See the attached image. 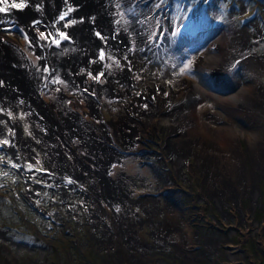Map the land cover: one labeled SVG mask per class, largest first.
<instances>
[{
    "label": "flooded vegetation",
    "instance_id": "flooded-vegetation-1",
    "mask_svg": "<svg viewBox=\"0 0 264 264\" xmlns=\"http://www.w3.org/2000/svg\"><path fill=\"white\" fill-rule=\"evenodd\" d=\"M87 1L92 10L98 9L93 4L102 6L103 18L97 15V28L86 25V48L77 47V39H81L76 34L77 26L83 19L72 4L60 10L53 26L40 16L27 21L29 28L12 18L0 22V39L12 42L22 60L11 66L13 71L7 78L15 80L18 69L25 75L19 83H13L22 86L18 91L13 87L3 91L0 83V206L11 212V216L0 219V252L2 247L9 251L5 226L15 224L12 214H20L21 207L30 214L21 216L20 221L31 226L32 219H39L42 226L24 236L28 241H39L44 252L51 248L43 264H51L54 242L58 252L53 264H182V259L190 264L188 258L194 264H203V244L210 240L234 246V251L232 246H227L229 252L222 251L229 260L239 256L252 264L250 259L257 258L263 264L264 247L259 242L263 235L251 234L253 227L264 223L259 221L264 215L262 163L257 162L254 168L250 162V179L240 181L246 185L252 181V188L238 190L241 185L234 167L211 187L198 166L202 136L196 138L200 146L189 136L195 128L204 126L206 112L201 108L213 109L218 102L199 92L203 76L193 63L200 51L186 58L184 47L189 41L185 40L190 32L184 28L185 0H151L146 14L137 21L122 0H117L115 9L110 2L107 10L105 0ZM194 2L195 11L205 3ZM92 19L89 17L88 23ZM9 20L23 27L28 36L23 40L20 34L15 35L17 45L16 40L4 38V31L13 34L17 29L15 24L3 26ZM139 24L145 27L138 28ZM138 30L148 43L150 59L162 61L151 80L141 78L126 62L138 46ZM28 40L33 47L26 43ZM175 50L181 52L176 59L178 68L171 72L169 61H173ZM29 52L38 56L37 61L29 60ZM58 56L65 60L75 56L77 62L68 60L71 63L60 66ZM186 60L189 68L184 67ZM190 67L197 74L195 78L190 75ZM255 94L264 99L261 87ZM262 154L264 158V151ZM194 156L197 168L191 164ZM129 162L136 164L129 166ZM140 167H149L150 173H142ZM156 175L167 186L177 185L178 191L186 187L197 206L214 210L204 229L195 227L192 231L200 249L194 250L199 247L196 245L185 250L188 237L183 215V240L176 244L166 237L158 240L163 236L157 233L158 228L162 230V215L152 216L142 209L144 198H152L159 207V191L152 180ZM247 198L250 203L246 201L241 209ZM188 206H192L190 201L181 207ZM248 224L252 226L247 229L250 237L237 247L236 231L240 226L250 227Z\"/></svg>",
    "mask_w": 264,
    "mask_h": 264
},
{
    "label": "rangeland",
    "instance_id": "rangeland-1",
    "mask_svg": "<svg viewBox=\"0 0 264 264\" xmlns=\"http://www.w3.org/2000/svg\"><path fill=\"white\" fill-rule=\"evenodd\" d=\"M194 1L197 0H185L187 6L185 16H187V19L184 23V28L190 32L185 40L187 41L188 39L189 41L184 47L186 48L185 54L187 59H191L194 51L199 50L201 57L203 56L204 60H207V64L202 62L197 64L205 68L199 69V71L201 70L199 73L203 76L200 84L202 86L203 84H207V88H210L212 94V97L210 96L208 99L217 101L218 103L215 104L216 106L213 107V109H211L210 106L206 111V107L201 108V112H206L204 115V126L201 128H195L192 133H189V136L192 140H196V138H200L204 134L209 137L212 134L211 130L217 128L215 133L216 138H212L217 142H220L219 145H221V141L224 142L223 144H234V148L239 150L237 151V155H244L246 171L249 169L251 162L249 158L245 156L249 147L246 138L248 132L256 133L259 141L264 145V99H259L255 94L259 87L264 90V0H204L205 3L198 11H195ZM192 2L194 3L191 5ZM14 24V20H9L3 26H5V28L6 26L12 27ZM16 26L17 29L14 30L13 34L8 33V31H4L3 33L6 35L4 38L16 40L15 43L17 45L18 39H15V35L20 34L21 37L19 39L23 40L27 39L28 36L23 27ZM240 39L241 41L239 42ZM238 42L240 43V46L236 48ZM26 43L30 44V47H33L29 40L26 41ZM234 49H239L240 54L242 55L235 61L232 60L233 56L231 53ZM30 52L28 53L29 60L37 61L38 56H34ZM179 52H181V50H175L172 58L173 61H169L171 72L178 68L176 59L179 57ZM253 53L262 56V58L253 56ZM243 57L248 58V62L243 63ZM232 62H237V64H231ZM221 63L224 69L222 80L226 79V81L219 83L210 77L209 75L211 74L209 73L213 71L215 72V69ZM184 64V67L189 68L187 60ZM190 70L191 77L195 78L194 75L196 73L194 74L191 67ZM214 75L215 74L213 73L212 76L215 77ZM220 92L223 93L221 96L215 95ZM216 96L218 99H214ZM238 98H240L238 102H240V105L242 104V106H240L239 103L236 104L235 102H232V99L238 100ZM251 100H253L254 105L248 109L246 103ZM227 131H229V133ZM198 146H200L199 143ZM196 150L199 149L196 147ZM200 153H202V151H200ZM230 160L231 159L227 160L228 164L230 163ZM134 164L136 163H128L129 166ZM191 164L193 168H197V159L195 156L192 159ZM232 166L235 169L234 162L232 163ZM138 170L142 173H150L149 167H140ZM158 174L161 173L158 172ZM152 180H154V185H156L159 191V207H164L166 203L170 201L181 206L182 203H188V201H190V205L192 204V206L182 209L183 219L185 221L184 224L186 225V236L189 241L188 245H190L192 249L196 245L199 247L194 250L200 249L201 244L193 239L192 231L195 227L204 229V227L208 225L207 220H209V213H211L213 209H207L208 207H200L197 206L196 203L194 204L191 195L186 191V187H182L178 191L177 185L171 184L167 186L168 184L160 175H156ZM261 187L264 201V185H261ZM162 190L164 192H162ZM246 201L250 203L248 198L247 200L243 199V206H240L241 209L244 207ZM258 201L259 198L257 199V202ZM251 204L254 205L255 203L252 202ZM135 210L136 209L134 208V211ZM18 212L20 214H12L15 224L5 226V229L9 231L8 235L10 240L6 242L9 251L7 253L6 249L2 247V251L0 252V264H18L19 260H22V263L19 262V264L46 263V254L51 252V248L49 247V249L44 252L40 249L39 241H28L27 237L24 236L25 232L29 230L32 231L35 228L40 230L42 228L39 219H32V222L34 223L30 222L31 226L25 225V222L20 221L19 218L24 215L28 216L30 212L21 207ZM139 213L144 215L142 211H139ZM9 216H11V212L0 206V219L4 220ZM263 217L264 215L260 218V222H264ZM257 218L259 219V216H257ZM22 223H24V225ZM191 223L192 225H190ZM247 226L250 227L240 226L236 231V235H239V241L238 244H236L237 247H241V244L245 243L244 239L250 237V233L247 229L252 226L249 224ZM255 228L256 227H253L251 234L254 232L257 235H263V238L259 240V242H261L264 247V223L263 225H259L258 228ZM13 239L15 240V243H13ZM53 244L56 247L55 249L53 248L54 250L50 256L51 264H53V259L58 252L57 242H54ZM203 245V248L205 249L204 258L202 259L203 264H235L236 262H239V264H246V262L243 261L242 258H239V256L235 260H229L221 255L222 251H228L227 246H232L228 243H217V250L219 253H208L209 255L206 254L209 250L207 247V241H205ZM208 245L211 247L210 243H208ZM232 250H236L234 246L231 247V251ZM4 253H6L5 256H3ZM194 253L198 254V252L195 251ZM165 259L172 262L168 258ZM184 262L185 260L182 259L181 263L184 264ZM250 262L252 264L260 263L257 258L250 259ZM58 264H64V262L59 261ZM198 264H200V261Z\"/></svg>",
    "mask_w": 264,
    "mask_h": 264
},
{
    "label": "bare ground",
    "instance_id": "bare-ground-1",
    "mask_svg": "<svg viewBox=\"0 0 264 264\" xmlns=\"http://www.w3.org/2000/svg\"><path fill=\"white\" fill-rule=\"evenodd\" d=\"M62 2H64L63 6H61ZM105 6L104 8L107 10V8L111 7L110 2L112 4V7L115 9L114 5L117 7V0H105L103 1ZM124 4H127L131 7L132 12L134 13L135 21L140 20V16L145 15L148 9V5L151 2V0H138L139 4L136 6H132L130 3L133 2V0H122ZM72 4L75 6L78 16L83 19L82 25L77 26L78 33H76L81 39H77V47L80 48H86L88 47V42L86 39L87 32H84V30L87 28L93 27L97 28V22L96 18L97 15H99L100 18H103V13L101 11V7H99L97 4H93V7L98 8L97 11L92 10L89 6V3L87 0H0V9H3V11H0V22L4 21L6 19H14L16 23L20 24L29 28V20L38 18L39 16L42 18L43 21H45L48 26H53L57 22L58 17L60 16V10H63L66 5ZM14 5H23L22 7L14 6ZM62 7V8H61ZM38 8V12H37ZM37 12V13H36ZM132 15V14H131ZM77 17V15H76ZM89 17H92V21L88 23ZM77 18V19H80ZM87 22V23H86ZM145 27L144 25L139 24L138 28ZM1 33V32H0ZM143 33L141 30H138V36H139V43L136 48V50L127 56L126 62L130 64L135 70L138 71V74L141 75V78L146 80H151L156 75L155 70L159 69L160 64L162 63L161 60L158 58L150 59V49L148 48V43L146 40L143 39ZM115 36V35H114ZM241 39L239 40V42ZM236 44V48L240 46V43ZM232 60L235 61L236 59L240 58L242 55L240 54L239 49H234L232 52ZM68 55V54H67ZM253 56H257L259 58H262V56L257 55L253 53ZM199 55L196 57V61L193 63L194 66L198 64L199 62L207 64V60H204V57ZM58 61L60 62V66L63 64L68 65L71 62L69 61H75L77 60L74 57H70L67 60L60 59L58 56ZM242 61L248 62V58L243 57ZM260 61V60H259ZM22 62L20 59V54L16 50V48L13 46L12 42H9L8 40H2L0 39V83L4 86L3 91L9 89V87H13L16 91L20 90L22 86H17L15 84L19 83L21 81V78H24V73L21 70H17L15 73V77L12 82H10L7 78V75L12 74V67L13 65H19ZM125 62V63H126ZM72 68V67H71ZM197 69H205L201 65H197ZM214 70V69H213ZM6 71V73H4ZM224 69L222 67V63L215 69V72H211L209 74L210 77L213 79H221V81H226V79L222 80V73ZM213 73L215 74L213 77ZM28 74V73H25ZM143 80V83H146L147 81ZM15 83V84H13ZM117 85V84H116ZM159 84L156 83L155 87H158ZM201 93V96L206 97H212V94L210 92V88H207L206 85L199 84ZM236 99H232V102H235L236 104L238 102ZM247 108L250 109L254 102L251 100L250 102L246 103ZM242 106V104L240 105ZM199 111H197V114ZM196 114V115H197ZM216 119V118H214ZM211 136L207 137L205 134L202 135L203 138V145L202 153H198V166L203 169V172L205 173L206 178L208 181H210L211 187H213V183L215 184L216 181H221L222 175L224 173L228 174L233 172V166L232 163L235 164V170L236 174L238 176V184L241 185L240 188H238L239 191H244L246 188H252L253 182H248L247 185L245 182L250 179L252 172H250L248 169L245 171V163H244V155H237V149L234 148V144L230 145L229 143H225L221 141L217 142L214 138H216L215 133L217 131V128L212 129ZM250 131V130H248ZM229 133V131H227ZM237 134V133H235ZM214 137V138H212ZM247 142H248V150L247 155L249 160L252 164H254V168H257L258 165H256L257 162L262 163L264 165L263 161V154L264 151V145L259 141V138L257 137V134L254 132H248L247 135ZM219 139V138H218ZM228 141V139H227ZM226 142V141H225ZM259 143V144H258ZM261 144V146H260ZM221 154V157H220ZM230 160V163H227V160ZM260 167L262 170H264V166ZM237 168V169H236ZM258 170V169H256ZM245 177V180L242 178ZM231 177V176H230ZM240 181H245L241 183ZM245 186V187H244ZM244 187V189H243ZM242 193V192H240ZM152 198H144L142 201V209L147 210L148 213H150L152 216H161L164 220H161L160 222V228L157 229V233L163 234V236H159L158 240L163 239L166 237L167 240H170L171 243L176 244V241L183 240L184 232L182 229L181 221H182V215L183 210L181 205H177L175 202L170 201L167 202L164 207H158L152 202ZM186 246L184 245L185 250L192 248L190 245H188L187 239ZM207 243H210L211 247L208 245L209 253L212 254L217 251V243L215 241H208ZM179 247H182L180 243ZM188 263L194 264V260L191 258H188Z\"/></svg>",
    "mask_w": 264,
    "mask_h": 264
},
{
    "label": "snow or ice",
    "instance_id": "snow-or-ice-1",
    "mask_svg": "<svg viewBox=\"0 0 264 264\" xmlns=\"http://www.w3.org/2000/svg\"><path fill=\"white\" fill-rule=\"evenodd\" d=\"M14 6L22 7L23 5H14ZM0 11H3V9H0Z\"/></svg>",
    "mask_w": 264,
    "mask_h": 264
}]
</instances>
